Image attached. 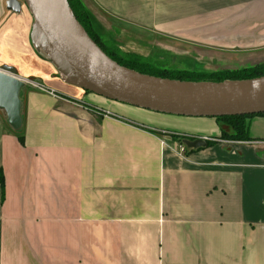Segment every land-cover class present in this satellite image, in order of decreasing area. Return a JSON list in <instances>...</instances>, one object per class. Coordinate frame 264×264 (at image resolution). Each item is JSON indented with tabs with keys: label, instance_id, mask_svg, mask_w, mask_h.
Segmentation results:
<instances>
[{
	"label": "crops",
	"instance_id": "obj_1",
	"mask_svg": "<svg viewBox=\"0 0 264 264\" xmlns=\"http://www.w3.org/2000/svg\"><path fill=\"white\" fill-rule=\"evenodd\" d=\"M8 1L0 68L44 89H21L19 130L0 109V264H264V115L246 118L251 140H222L212 117L85 95L40 55L28 7ZM83 1L119 36L264 54V0Z\"/></svg>",
	"mask_w": 264,
	"mask_h": 264
},
{
	"label": "water",
	"instance_id": "obj_2",
	"mask_svg": "<svg viewBox=\"0 0 264 264\" xmlns=\"http://www.w3.org/2000/svg\"><path fill=\"white\" fill-rule=\"evenodd\" d=\"M24 0L34 18L32 42L61 72L66 84L107 99L184 117H225L264 114V76L222 82L181 81L142 74L109 57L88 35L68 0ZM9 10L22 3L9 0ZM26 81L11 66L0 68V109L14 130L22 127L20 91ZM189 147L206 145L186 140Z\"/></svg>",
	"mask_w": 264,
	"mask_h": 264
},
{
	"label": "rangeland",
	"instance_id": "obj_3",
	"mask_svg": "<svg viewBox=\"0 0 264 264\" xmlns=\"http://www.w3.org/2000/svg\"><path fill=\"white\" fill-rule=\"evenodd\" d=\"M21 1L24 3V0ZM81 3L91 16L94 17V27L101 34L103 46L108 49H115L118 53L117 57L124 64H130L131 66L134 64L142 68V70L164 72L163 75L168 77L194 79L202 82H214L212 80L226 77L235 78L230 80H240L238 79L240 76L251 72L253 68L257 69L261 65L264 66V54L254 58L232 57L206 51H194L191 47L169 43L162 39L152 38L151 40L153 41L141 42L133 39L131 36L130 38L127 37L128 34L119 36V32L113 26H105L87 8L83 0H81ZM24 5L26 4L24 3ZM40 51L47 57L41 49ZM182 79L181 81H192ZM83 93L89 95L91 92L84 91ZM82 106H87L88 109L90 108L89 110L95 111L100 115L103 113L93 105L88 106L83 104Z\"/></svg>",
	"mask_w": 264,
	"mask_h": 264
},
{
	"label": "trees",
	"instance_id": "obj_4",
	"mask_svg": "<svg viewBox=\"0 0 264 264\" xmlns=\"http://www.w3.org/2000/svg\"><path fill=\"white\" fill-rule=\"evenodd\" d=\"M70 7L78 19V21L81 23V25L84 27L88 35L94 40L100 48L104 50V52L111 57L113 60L118 62L119 64L128 67L130 69L136 70L142 74H148L152 76L157 77H163V78H171V79H179L182 78L179 77H168L164 76V72H152L150 70H142V68L137 67L136 65H130V64H124L117 56V51L115 49H108L103 46V42H101V34L97 31V29L94 27V17L91 16V14L88 12L87 9L82 5L81 0H68ZM42 57H45L42 53L40 54ZM46 59H49L48 57H45ZM139 64V63H138ZM146 64V63H142ZM259 68V69H258ZM257 69H252L251 72H248L247 74H244L243 76H240L238 79L240 80H246V79H253L257 77L264 76V66L261 65ZM261 68V69H260ZM164 70V69H163ZM235 78H222V79H216L212 80L214 82H220L225 80H230ZM182 80H192V81H199L194 79H182ZM258 115H264V114H258ZM252 116V115H250ZM249 116H225V117H216L215 119L218 121L221 127V136L218 137L222 140H251L249 134H248V125L246 123V118ZM19 133V131H17ZM22 138V136H21ZM212 140V139H211ZM214 140V139H213ZM213 143V141H208V146H210ZM4 182V175L0 171V183L3 184Z\"/></svg>",
	"mask_w": 264,
	"mask_h": 264
},
{
	"label": "built area",
	"instance_id": "obj_5",
	"mask_svg": "<svg viewBox=\"0 0 264 264\" xmlns=\"http://www.w3.org/2000/svg\"><path fill=\"white\" fill-rule=\"evenodd\" d=\"M28 84H31L32 86H35L39 89H44L42 87V85H40L39 83H36L35 81H29V80H25ZM53 93V92H52ZM209 138H204V140H208ZM186 147L187 145L186 144H182V152H185L186 151Z\"/></svg>",
	"mask_w": 264,
	"mask_h": 264
},
{
	"label": "bare ground",
	"instance_id": "obj_6",
	"mask_svg": "<svg viewBox=\"0 0 264 264\" xmlns=\"http://www.w3.org/2000/svg\"><path fill=\"white\" fill-rule=\"evenodd\" d=\"M50 3L52 4V6L55 8V1L54 0H50Z\"/></svg>",
	"mask_w": 264,
	"mask_h": 264
}]
</instances>
